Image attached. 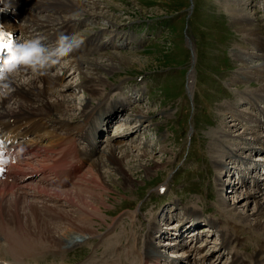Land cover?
<instances>
[{"label": "rangeland", "instance_id": "obj_1", "mask_svg": "<svg viewBox=\"0 0 264 264\" xmlns=\"http://www.w3.org/2000/svg\"><path fill=\"white\" fill-rule=\"evenodd\" d=\"M101 1L102 5H107L106 7L100 6L102 7L101 11L108 16L94 13H91L92 15L83 14L81 16L85 19V24L79 29L80 35L84 40H88L92 35L94 36V42H99L101 45L98 48L99 50L88 54L72 55L73 57H67L65 61L61 59L65 63L68 60L69 62L65 65L69 66V64H72V58H78L79 60H84V62L89 60L94 63L96 61L92 59L96 58L95 60L105 63L109 56L107 52L124 51L128 54L130 52L133 53L134 56L132 55L133 57L130 60L131 64L119 66L122 68L112 71L110 74L103 73L100 70L102 77L105 75L103 78L107 80H104L107 86L104 87V91L101 94L102 97L89 101L96 104L100 100L104 101L105 98L112 97L110 100H113V96L116 95H126L134 101L129 106V111L127 109L129 113H126L123 117L129 118L133 124L142 121V130L137 135L132 134L133 136L127 137L123 142L124 144L122 143L121 145L122 147L125 145L123 148H121L120 144H117L116 151L117 155L121 157L124 152H127L126 150H133L126 158L123 157L125 164L123 162L120 164L125 168L127 174L133 175L136 185L134 190L131 191L129 189L124 190L119 184L116 185L115 183L114 187L116 190L107 191L103 194L109 204L104 208L102 207L101 210L103 215L106 213L105 217L102 214H99V217L96 216L94 225L98 227L97 233L77 238L74 242H69L65 247L44 249L40 253L41 258L39 260L28 261V264H115L118 259V253L129 243V240L131 241L135 238V234H138L139 238H141L140 242L144 241L152 214L154 212L158 213V211L162 213L163 205L165 209L170 211V214L169 212L167 213L170 216H175V213L178 212L183 213L185 211L184 204L185 206L191 204L190 206H197L199 211H203V217L200 218L199 222L213 218V216H216V218L220 217L222 214H220L218 209L223 207L224 204L230 207L233 197L226 200L224 204L218 202L220 197L217 191L218 174L221 168L228 167L237 158L227 159L224 156H220L225 162L220 167L217 165V156L220 155L222 149L227 151L230 147L244 146V139L248 137L247 140L255 145L261 139V136L258 137L259 134H264V122L255 121L254 119L257 115H249V104L245 101V96L248 94H256V98L264 99V81L262 82L256 76H252L247 71H244L243 68H240V66H253L264 62V0H238L239 2L231 0L236 1V4H238L236 6L244 7L248 11L249 20L257 24L258 26H256L260 29L258 34L263 38L262 41L254 40L256 36L245 35L240 31L241 29L238 26L240 27L241 25L234 19L230 0H193L194 8H191V0H108L110 3ZM97 10L100 11V8H97ZM110 13L117 18H112L111 20ZM92 16H94L93 19ZM79 18L81 19V17ZM115 20L118 21L116 22ZM261 42H263V45L258 50V45ZM84 44H87V42ZM192 51L196 56L195 65H192ZM249 51L255 54L251 55ZM236 52H249V63L243 65L244 61L242 62L236 56ZM118 61V64L122 63L121 60ZM140 61L143 63H140ZM89 66H85L86 72ZM91 66L94 70H98L97 66ZM91 66L89 70H93ZM192 66L194 71H191L188 75ZM56 70L60 73L59 81L65 78L62 82L60 81L62 84L77 82V79L78 81L81 79L78 71L76 73L74 72L75 70H71L72 73L68 74V69L64 76V71ZM260 71L263 70L260 69ZM194 72L195 80L191 89L188 77L189 80L194 79ZM191 73L193 77H190ZM234 73L237 76L232 79ZM241 75L243 77L240 78ZM24 76L27 77L29 74L26 73ZM76 76L78 77L76 78ZM189 91H194L192 96ZM67 92L70 95V92L74 93L75 96H71L76 99L75 109L70 113L75 115V118H80L82 104L87 102L85 99L88 94L83 88H76ZM79 103L81 104L79 105ZM139 109L140 112L147 113L149 116L139 121L137 113ZM253 112L257 113L255 110ZM258 116L261 117L260 115ZM249 117H254L253 121ZM122 122L123 120L119 123ZM233 122L237 123V126L233 125ZM120 125L117 128L121 129ZM128 125L131 124L128 123ZM115 127L114 125L109 126V133H101L100 140L106 138L108 134H116ZM81 128L82 122L78 129L80 130ZM229 128L234 130L229 133ZM238 131H244L242 133L247 134L246 137H243V134H240V137H236ZM134 140H138V142L135 143ZM140 143L145 146L141 148ZM105 144L107 145L108 141H101L99 155L103 153L102 149L106 146ZM243 150V155L248 157L247 160L253 162L254 159H258L257 154L250 152L249 149L247 151ZM138 158L150 164L155 160L157 164L154 166L155 168L153 167L152 176H146L145 171L138 165ZM107 167L108 165H103L101 169L108 170V178L118 179L122 177L120 172L116 171L117 167L115 164ZM250 167L252 168L251 164H249ZM53 174L55 177V172ZM254 176L257 177L258 175L254 173ZM233 178L231 180L232 189H234L236 184H241L234 181V176ZM258 178L260 180V177ZM110 182L114 183V181ZM161 182L168 185V190L164 194L158 193V185ZM80 184L77 185L80 187L87 186L83 185L86 184L83 181ZM245 184L248 189L254 187L257 190H264L263 183H260L261 189L256 186L252 187L251 179L248 181V185L244 183L241 186ZM29 185L35 188L34 184ZM57 188L64 190L69 187ZM240 192L241 188H237L235 191L238 195L241 194ZM21 195L24 196L25 193L21 192ZM115 198L119 199L116 201ZM240 198L242 200L246 199L243 195ZM47 202L52 203L51 200ZM253 206V204L249 205V210L247 211H255L256 209ZM242 208L246 210L243 206L240 209ZM243 209L239 212L242 213ZM239 212L235 214L237 216L226 213L218 221L223 222L224 226L227 225V228L230 226V230L235 232L236 240L232 245L233 247L231 246L229 249H224L226 246L222 247V245V248H220V243H222L221 234L215 228L208 229L204 224L197 228L199 230V233L196 231L199 240L196 244L198 248H201L199 254H202L197 264H202L204 259H207L209 264H231L235 248L248 261L251 260L252 255L253 257L256 256L253 253L257 254L259 252L260 245L263 244L261 241L264 240V233L259 232L251 223L243 220ZM44 215L48 217V214ZM107 215L110 216L108 217ZM137 216L139 220L134 223V219ZM225 220L226 223L224 222ZM244 224L251 226L252 229L243 228L245 227ZM185 225L183 224L182 227L184 228ZM118 230L123 232V243H121L122 245L118 243L116 245L117 248L111 247L110 250L108 248L110 238ZM183 232L185 234L182 235L185 236V239L191 241L190 245H193L197 236L195 238L194 236L191 237L188 234L190 231L185 232L184 230ZM151 237L154 238L155 236ZM104 239H106V243L103 244L102 241ZM183 241L185 242V240ZM125 242L127 243L125 244ZM163 243V248H166L168 243L165 241ZM175 245H169L167 253H175L174 255L170 254V257L180 259L185 248L176 250ZM60 250H65V252L58 254ZM206 253L213 256L211 260L214 262L209 261V256ZM123 255L126 256L125 254ZM188 259L185 258L181 263L185 264Z\"/></svg>", "mask_w": 264, "mask_h": 264}, {"label": "bare ground", "instance_id": "obj_2", "mask_svg": "<svg viewBox=\"0 0 264 264\" xmlns=\"http://www.w3.org/2000/svg\"><path fill=\"white\" fill-rule=\"evenodd\" d=\"M103 1L105 3L108 0ZM99 3H101V5H99ZM230 4L235 21L241 25L240 27L238 26V28L241 29L240 31H242L245 35L256 36L254 40L262 41L263 38L258 34L260 33V29H258L257 24H254L249 20L250 16L248 11H246L244 7L236 6L238 5L236 4V1L234 2L230 0ZM100 6H105L102 5L101 0H0V28H3L7 32L13 33L14 35H16V33L17 35H27L28 31H30L31 29H38L42 32H45L46 34L49 33L59 37L61 32L64 30L74 32L73 25L75 24V20L80 19L79 17L76 18L74 16L81 14V12H83L84 14L94 13L106 15V13L101 11L102 7ZM97 8H100V11L97 10ZM109 15L111 20L112 18H117L111 13ZM93 17L94 16H92V19ZM115 21L117 22L118 20ZM93 41V36H91L88 40L82 39V43L79 47L75 48V52L72 50L67 54L77 56L83 53L92 52V48H98L93 44ZM85 42H87V44H84ZM262 45L263 42L258 45V50L261 49ZM249 52L235 53L236 56L242 60V62L244 61L245 64L243 63V65H247L249 63ZM250 53L251 55L255 54L253 52ZM107 54L109 56L105 54L106 56H108L107 62H105L106 64L102 63L101 61L95 60L96 58L92 59L96 61V63L89 60L84 62V60L72 58V64H69V66L65 65L67 62L65 63L62 59H60L59 61L50 63L49 66H41L36 71L26 69L25 67H20L13 75L11 85L8 88L7 92L4 94H0V126L3 125L5 127H14L12 131L18 137L25 136L27 132L31 131L32 127H34V129H41L38 135L32 138V143L28 145L34 150L31 155L41 157L40 162L42 167L41 169H37L32 160L29 157H26L24 163L20 162L14 165L18 169L24 170L25 172L22 171L21 175L15 178V180L13 181L6 179L0 181V252H2L1 254L8 255L13 258L9 259L0 256V260L7 259L15 261L17 264H25V260L28 259L37 261L41 258L40 253L44 249H47L49 247H65L67 246V244H69V242H74L77 238L97 233L98 227L94 225V223H96V216L102 214V207L104 208L109 204L108 200L104 197L103 194H105L107 191L116 190L114 187L115 183L116 185L119 184L122 188H124V190H134V186L136 185V181L134 180L135 178L132 177L133 175H130V173L127 174L125 168H123V166H121L120 164L121 162L125 164L124 158L131 154L133 150L130 151L128 149V153V150L125 149L127 152H124L120 157L119 155H117L118 153L116 151V145L124 139L122 137L133 136L132 134L137 135L142 130V121L139 123H136L134 121L136 124H133L132 121L129 122V119L124 118V122L122 123L121 129L119 130L118 134L114 135L113 138H109L108 144H105L106 146L103 147L104 149H102V156L99 155V145H96L97 138H99V131L97 132V137L94 140H91L88 137L89 128L85 120L82 121V128L79 131H75L72 138H70V136L72 135L70 133L71 131L67 129V125L70 123V121L76 120L69 119V115H71L70 112L75 109V95L74 93L70 92L71 95H74L71 96L70 94H67L69 93L67 91L75 90V88H83L84 90H86V94L88 95H86L85 100H87V102L85 101L86 103L84 102L85 104H82L80 113L86 115L87 119L91 117L93 121H96L98 123V128L101 123H104L105 118L108 115H111L112 121L114 122V119H120V115L124 114L125 116L126 113H129V110L127 111V109L129 108V105H131L134 101H130V97L127 96L109 100V102H107L106 100H100L97 104H92L90 102L94 98L102 97L101 94L104 91V87L107 86V84L105 83V81L107 80L103 78L105 75H103L102 77V72L100 70H102L103 73L106 72V74H110L112 71L122 68L119 66L130 63V60L134 56L132 52H130L129 55L124 51L107 52ZM116 60H121L122 63L120 62L121 64H118L119 61L117 62ZM143 62L140 61V63ZM263 64L264 62L262 64L253 66H240V68H243L244 71H247L252 76H256L263 82ZM89 65L97 66L98 70L95 69V71L92 66L91 68L93 70H89ZM85 66H89L88 70L91 73L88 70L87 72L85 71ZM258 67L263 71H260ZM56 69L64 71V76L66 75L68 69L69 73L71 70L78 71V74L80 73L81 79H79V81L77 79L78 82L76 83H67L61 85L59 83L60 73L56 72ZM26 73L29 74V76L25 77L24 74ZM236 76L237 75H235L234 73L232 79ZM77 77L78 76H76V78ZM190 77H193L192 73ZM241 77H243V75H241L240 78ZM192 86L193 79H190L189 87H191L192 89ZM80 104L81 103H79V105ZM106 109H110V112H105ZM97 113H104L103 116H100V118H104L102 120H98L96 116ZM137 113L139 121L149 116L147 113L140 112V109L137 110ZM49 119L55 121L54 125H52L51 122L52 126H50V128ZM257 119L258 121H264V118ZM128 123L131 125H128ZM232 124L237 126V123L235 122H233ZM37 126H39V128H36ZM229 129V133L234 130L233 128ZM1 131L3 133H9L7 130ZM242 132L238 131L236 133V137H240L242 134L243 137H246L247 134L245 135ZM66 134H68V138L66 137ZM118 136H121V138H117ZM260 136H262L261 133L258 137ZM122 143H120V146L122 145ZM142 146L145 145L140 143L141 148ZM247 146L248 147H245L246 151L247 149H251V147H254V144L249 143L247 144ZM123 147L121 146V148ZM236 150H238L237 147H230L227 151L222 149L220 155L217 156V165L221 166L225 163L223 158L220 156H224V158L226 157L227 159L229 156H237L235 155L237 154ZM167 151L169 152V150ZM238 154H240L239 151ZM137 161H139L138 165H140V167H142V170L145 171L146 176H152L153 169L155 168L154 166H156L157 164L155 160L151 164L147 163V161L145 163L140 158H138ZM111 164L116 165V171L120 172L122 176L121 178L110 179L107 175L108 170L101 169L103 165H108L109 167V165L111 166ZM27 169L31 170L27 171ZM35 171H41L40 177H42V175L46 174L48 171L55 172L56 175L54 177V183L50 186H47L43 182L37 181L38 184H34L35 188H33L32 185L28 184V180L30 178L27 179L26 175ZM82 181L86 183L83 185H87L86 187L88 188L80 187L77 185L82 183ZM110 181H114V183L112 184ZM253 181H259V178L254 176L253 178H251V182ZM260 183L264 184V178ZM57 187L69 188L59 190ZM237 188H241L240 195L245 196L247 199H245L246 201L242 200L240 198L241 196L235 193ZM21 192H24L25 195L22 196ZM232 197V203H230L231 206L228 207L229 205L224 204V208L220 207L219 212L223 215L227 213L233 216H237L235 214L242 210L243 208H240L243 206L244 208H246V210L243 209L242 213L239 212L241 214L240 217L243 220L253 224L254 227L259 230V232L264 233V190H257L254 187L248 189L246 188V184L242 186L241 184H236L233 189ZM115 199L117 201L119 198ZM48 200H51L52 203H48ZM251 204L254 205L253 208L256 210L248 212V206ZM190 205L191 204L186 206L184 214L178 215L177 220H179V223L175 224L176 226H172L171 231L161 226V224H159L156 219L151 220L149 222L148 230L150 232L156 229L157 234L155 237L153 236L154 238H152L148 233L141 247H139V236L138 234L136 235L134 233L138 237H135L132 243L129 240L128 249L125 248L127 245L123 247V249L125 248L124 250L121 248L123 253H121L122 251L118 253V259L115 264H182L181 261L183 262L185 258H189L185 264H193L194 261L192 262L193 259L191 260V254H199V248L195 245H190V243L188 242H184L183 240L185 239V236L182 234H185L183 232L184 230L185 232L190 231L188 234L191 237L194 236L195 238L197 236L198 238L196 229L199 225L197 220L199 219L200 212L197 206L195 207L194 205ZM168 212L169 211H167V213ZM44 214H48V217H46ZM138 216L134 219V223L136 222V220H139ZM226 220L224 221L225 223ZM168 222H170L169 218ZM187 222H189V224L185 225V223ZM182 223H184L185 225L183 229H181V227L183 226ZM205 225L212 229L216 227V230L220 232L222 237L221 245L222 247L226 246L224 247L225 249H229L235 242V232L234 230H230V226L227 228V225H225L226 229L221 228V226L216 224V220L212 218H210ZM121 231L118 230L117 232L115 231V234L113 233L112 237L110 238V243L108 244L109 249L111 247H116L118 243H123V232ZM161 232L165 234L167 233V235H164L163 237L168 240L170 239V241L168 242L170 246L171 244H176V250L183 244H185V250H183V253L181 254L182 257L180 259L171 258L170 254L173 253H167L168 248H163L164 243H160V240L157 239ZM126 243L127 242H125V244ZM136 249L139 251L138 254L133 253V250ZM123 254H125L126 256H124ZM233 254L234 256L233 260L231 259V264H264V243L260 245L259 252L257 254L253 253L256 256L253 257L252 255L250 261H248V259H244L245 257L243 258V255H241L237 248L234 249ZM202 264L209 263L207 259H204Z\"/></svg>", "mask_w": 264, "mask_h": 264}, {"label": "clouds", "instance_id": "obj_3", "mask_svg": "<svg viewBox=\"0 0 264 264\" xmlns=\"http://www.w3.org/2000/svg\"><path fill=\"white\" fill-rule=\"evenodd\" d=\"M60 36V42L51 46L38 39L12 41L7 55L0 57V94L7 92L13 75L21 66L36 71L43 65L59 61L82 43V37L69 30L62 31Z\"/></svg>", "mask_w": 264, "mask_h": 264}, {"label": "snow or ice", "instance_id": "obj_4", "mask_svg": "<svg viewBox=\"0 0 264 264\" xmlns=\"http://www.w3.org/2000/svg\"><path fill=\"white\" fill-rule=\"evenodd\" d=\"M14 34L0 28V52L7 50L13 41Z\"/></svg>", "mask_w": 264, "mask_h": 264}]
</instances>
